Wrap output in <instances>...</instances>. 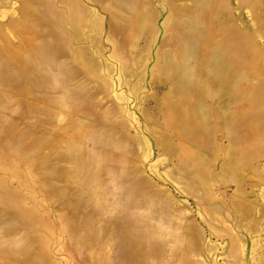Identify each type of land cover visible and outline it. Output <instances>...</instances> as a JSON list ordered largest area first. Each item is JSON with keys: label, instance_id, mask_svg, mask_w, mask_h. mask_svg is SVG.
<instances>
[{"label": "rangeland", "instance_id": "1", "mask_svg": "<svg viewBox=\"0 0 264 264\" xmlns=\"http://www.w3.org/2000/svg\"><path fill=\"white\" fill-rule=\"evenodd\" d=\"M0 264H264V0H0Z\"/></svg>", "mask_w": 264, "mask_h": 264}]
</instances>
